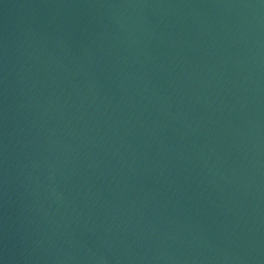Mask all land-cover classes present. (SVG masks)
I'll return each mask as SVG.
<instances>
[{"label": "water", "instance_id": "obj_1", "mask_svg": "<svg viewBox=\"0 0 264 264\" xmlns=\"http://www.w3.org/2000/svg\"><path fill=\"white\" fill-rule=\"evenodd\" d=\"M0 264H264V0H0Z\"/></svg>", "mask_w": 264, "mask_h": 264}]
</instances>
